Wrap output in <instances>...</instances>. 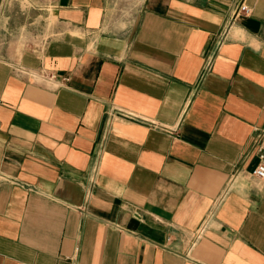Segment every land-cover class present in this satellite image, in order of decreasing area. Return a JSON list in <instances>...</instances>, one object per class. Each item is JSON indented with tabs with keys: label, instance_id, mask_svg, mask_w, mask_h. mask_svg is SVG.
<instances>
[{
	"label": "crops",
	"instance_id": "crops-1",
	"mask_svg": "<svg viewBox=\"0 0 264 264\" xmlns=\"http://www.w3.org/2000/svg\"><path fill=\"white\" fill-rule=\"evenodd\" d=\"M235 1L0 0V264H264V0Z\"/></svg>",
	"mask_w": 264,
	"mask_h": 264
},
{
	"label": "built area",
	"instance_id": "built-area-1",
	"mask_svg": "<svg viewBox=\"0 0 264 264\" xmlns=\"http://www.w3.org/2000/svg\"><path fill=\"white\" fill-rule=\"evenodd\" d=\"M4 0H1V2ZM233 18H236L237 16H241V14L243 15H251L252 12V8L246 3V0H236L235 1V5L233 7ZM260 139V134L256 137L255 141V147L258 149L259 151V164L254 168V170L252 171V176L254 178H256L258 181L264 179V153H263V148H262V144L259 141Z\"/></svg>",
	"mask_w": 264,
	"mask_h": 264
},
{
	"label": "rangeland",
	"instance_id": "rangeland-1",
	"mask_svg": "<svg viewBox=\"0 0 264 264\" xmlns=\"http://www.w3.org/2000/svg\"><path fill=\"white\" fill-rule=\"evenodd\" d=\"M5 2H12V0H4L3 3H5ZM15 2L18 3L19 6H21V4H24L25 0H13V3H15ZM21 2H23V3H21ZM20 15H22V14H20ZM20 17H23V16H20ZM20 22L23 23L24 19H20ZM43 26H46V25L44 24ZM16 33H17V37L19 38V43H21L24 46L30 47L31 42H33V41L30 40L28 33L26 31L25 32L24 31H21V32L17 31Z\"/></svg>",
	"mask_w": 264,
	"mask_h": 264
}]
</instances>
